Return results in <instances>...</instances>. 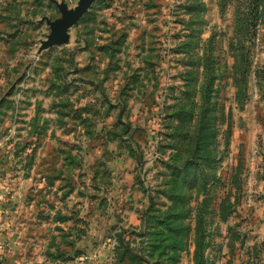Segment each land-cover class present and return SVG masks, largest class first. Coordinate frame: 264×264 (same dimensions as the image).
I'll return each instance as SVG.
<instances>
[{"label": "rangeland", "instance_id": "1", "mask_svg": "<svg viewBox=\"0 0 264 264\" xmlns=\"http://www.w3.org/2000/svg\"><path fill=\"white\" fill-rule=\"evenodd\" d=\"M0 0V264H264V0Z\"/></svg>", "mask_w": 264, "mask_h": 264}, {"label": "water", "instance_id": "2", "mask_svg": "<svg viewBox=\"0 0 264 264\" xmlns=\"http://www.w3.org/2000/svg\"><path fill=\"white\" fill-rule=\"evenodd\" d=\"M95 0H80L75 10H69L66 4H60L59 9L63 18L57 21L48 20L51 33L48 39L42 43L41 50L54 45H61L69 41L68 30L88 11Z\"/></svg>", "mask_w": 264, "mask_h": 264}]
</instances>
